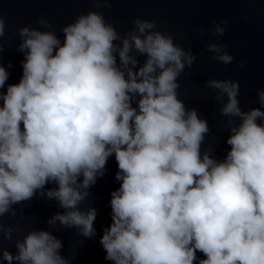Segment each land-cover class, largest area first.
I'll return each instance as SVG.
<instances>
[{
	"label": "clouds",
	"instance_id": "clouds-1",
	"mask_svg": "<svg viewBox=\"0 0 264 264\" xmlns=\"http://www.w3.org/2000/svg\"><path fill=\"white\" fill-rule=\"evenodd\" d=\"M91 3L109 9L113 0ZM35 23L13 34L22 74L8 83L0 14V264H72L53 231L33 227L14 238L22 225L3 217L34 198L53 200L63 211L47 219L49 229L95 240L98 210L82 205L110 158L119 187L99 239L105 261L264 264V89L260 106L243 110L238 81H204L227 118L220 158L206 143L207 118L179 98L180 77L197 56L172 32L136 16L121 34L94 9L63 25L62 36L45 16ZM228 23L214 21L209 34L223 36ZM206 48L214 61L233 63L227 44Z\"/></svg>",
	"mask_w": 264,
	"mask_h": 264
},
{
	"label": "water",
	"instance_id": "water-1",
	"mask_svg": "<svg viewBox=\"0 0 264 264\" xmlns=\"http://www.w3.org/2000/svg\"><path fill=\"white\" fill-rule=\"evenodd\" d=\"M89 9L103 12L121 34L132 27V19L136 16L154 19L159 30L167 29L174 34L175 43L192 49L197 60L193 68L186 69L180 77L179 98L188 107L197 108L201 118H207L211 132L206 143H212L215 155L222 158L228 147L224 143L228 132L223 123L227 118L220 115L218 106L212 101L213 90L204 88L203 83L212 78L236 80L240 85L238 99L241 108L248 110L260 106L257 93L264 89V0H113L109 9L96 8L91 0H0V14L6 20L3 62L13 65L8 69V83L18 82L22 74V56L16 51L19 36L13 35L19 27H39L36 20L45 16L54 24L57 35L62 36L61 27ZM220 19L229 21L225 34L210 35L208 29ZM201 27L205 29L203 33L198 31ZM217 41L227 44L229 54L234 56L230 65L211 58L213 53L206 45ZM241 61L243 68L239 67ZM116 171L115 160L110 158L105 176L97 180L90 189L92 196L82 205L91 204L98 210L95 240L82 237L76 229H49L47 219L63 211L53 200L34 198L27 204L16 205L17 216L11 219L5 216L3 221L6 225H22L24 232L14 233V238L33 227L53 231L63 241L62 255L75 256L72 264H110L104 260L105 253L99 239L102 227L110 223V192L119 187V182L114 179ZM2 245L15 251L9 241H2Z\"/></svg>",
	"mask_w": 264,
	"mask_h": 264
}]
</instances>
